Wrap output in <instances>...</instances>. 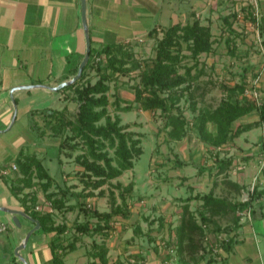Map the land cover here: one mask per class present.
<instances>
[{
  "label": "rangeland",
  "instance_id": "1",
  "mask_svg": "<svg viewBox=\"0 0 264 264\" xmlns=\"http://www.w3.org/2000/svg\"><path fill=\"white\" fill-rule=\"evenodd\" d=\"M233 9L230 3L225 5L223 11L218 12L223 15ZM261 9L264 13L262 5ZM212 15L211 25L217 37L216 52L203 54L197 66H192L194 60L185 58L178 67L180 74L185 73L187 67H194L192 73H196L199 68L203 67V74L194 83L193 93H191L193 96L190 97L187 91V95L177 104L190 120L198 114L199 110L215 108L226 98L236 100L242 99L243 95H246L251 97L250 99L257 98L259 103L264 101V52L260 49L259 42L251 32L245 31L243 23L235 22L232 31H230L225 29L222 16L217 21V15ZM162 36L160 34L159 37L149 38L141 44L133 46L135 59L127 61L123 66L131 70L128 73L117 72L110 81L109 111L112 118L115 119L119 114L121 125H125L126 131L131 132L132 137L140 141L138 145L143 149L140 156L134 157V167L112 179L110 184L107 183L102 188L92 190V188L86 187L84 182L88 180L89 172H85L84 166L78 161V156L86 153L85 147L80 146L71 157L64 154L62 167L57 160L58 141L51 145L47 153L43 155L46 157L45 164L50 168L52 175L54 174L56 177L54 189H59L55 186L56 184L69 189L65 206L54 212L56 224L66 225L68 228L64 232L67 244L75 238L77 225L89 219L85 217L78 202L82 201L86 207L109 211L112 209L114 198L116 203H122V196H120L122 189L116 186L117 183H121L123 186L132 185V190L129 193L126 192L129 215L127 217L119 215L113 221L120 222L119 226L124 229L123 235H120L121 240L126 239L131 242L132 239L133 242L134 240L142 242L141 238L144 237L146 240L144 242H147L151 247L160 245V249L169 252L171 243L177 240L176 229L180 224L184 205L187 203L190 205V211L200 222L202 212H207L206 214L209 216L211 214L202 207L204 201L201 198H195L196 195L202 196L213 191L215 196L228 198L232 201L246 200L254 185L257 184L260 188H264V124L257 123L259 119L257 113L247 118L238 119L234 123L235 129L243 123L252 126L216 150L192 128L180 140L170 137L165 128L166 115L160 113L162 110H144L140 103L135 101L136 85L140 74L143 68L146 69L147 65L152 63L156 56L158 40ZM134 61H136L135 64H133ZM89 77L95 82L99 76L96 70H91ZM241 83L245 88L244 94L239 90L232 94L229 88ZM184 86L186 85L184 84ZM116 98L121 100L120 107H126L128 103H131V110H121L115 102ZM193 102H195L196 111L193 110ZM76 110L77 104L73 103L71 111L75 113ZM172 110L176 113L178 109L173 108ZM209 128L216 131L214 123H211ZM106 149L110 156L115 158V147L107 144ZM220 158L233 160V164L224 173H218L216 167V161ZM178 161L184 164L189 162L185 166L184 164L179 166L177 165ZM114 163L117 164V161L115 160ZM231 181L244 184L245 188L238 191ZM37 189L40 191L39 193L44 194L39 187ZM101 190L103 193L99 194ZM89 191L94 192V195H77L81 192L87 194ZM261 202L263 203L264 199ZM72 205H74V209H67ZM235 216L233 213H228L213 217L216 223H209L205 227V235L199 238V242L204 247L201 249V253L202 250L208 251V247L213 249V253L220 249L219 241L227 236V233L222 229L230 230L234 224ZM21 220L23 226L21 224L17 228L18 239L26 231V223L24 224L26 220L24 217H21ZM90 221L95 223V218ZM217 225L221 228H217ZM140 230L144 235H140ZM39 232L45 236L43 231ZM5 233L0 235L3 240H6L4 238L7 237ZM146 233H150L154 241H150L146 237ZM9 236L12 237L11 234ZM157 240L160 243H157ZM85 242L89 244L87 239ZM173 247L176 251V246L173 245ZM15 249L13 243L0 244V264H23L21 259L15 255ZM25 251L22 250V254H25ZM114 263L122 264L124 262L116 260Z\"/></svg>",
  "mask_w": 264,
  "mask_h": 264
},
{
  "label": "crops",
  "instance_id": "2",
  "mask_svg": "<svg viewBox=\"0 0 264 264\" xmlns=\"http://www.w3.org/2000/svg\"><path fill=\"white\" fill-rule=\"evenodd\" d=\"M237 2L239 0H86L91 47L97 49L106 44L133 42L137 46L149 39L148 33L155 27L161 32L174 24H186L195 19L203 23L213 22L212 14L217 15L218 21L222 15L218 11H223L230 3L236 7ZM261 3L264 10V0ZM82 11V0H0V219L9 225L5 231L6 240L0 236L2 245L13 243L17 249L26 232L37 225L12 190L10 180L18 170L11 168L21 149L25 153H37L45 161L43 155L48 148L57 141L59 147L61 138L47 127L48 109L62 110L67 107V115L72 117L74 114L71 110L75 102L64 99L69 94L73 95L71 90L63 91L65 86L59 90L53 88L73 79L87 54ZM13 100L17 105L15 120ZM31 110H35L34 114L30 113ZM32 124L35 126L32 127ZM38 130L46 132L39 136ZM3 170H8L9 174L4 175ZM33 189L37 190L39 197L36 206L55 212L51 202L36 187L26 188L24 193ZM10 211L18 212L20 225L14 221L15 215ZM21 217L26 220V231L18 239L17 228L21 224L23 226ZM119 223L112 222V229L95 235L76 234L79 237L74 250L57 249L62 254L63 264H102L96 256L99 249L94 244L103 242L108 249L107 264H116V260L124 262L122 264H212L207 257H181L175 253V242L171 243L169 252L160 249V245L151 247L144 242V237L142 242L121 240L124 229ZM39 229L31 234L22 249L26 250L25 254L22 250L20 253L29 264H55L51 247L53 233H45L44 236ZM146 234L150 241H154L150 233ZM231 234H236L237 242L229 252L220 250L224 257L222 264H264L262 210L257 209L252 214L242 213ZM140 235H144L141 230ZM216 264H221V261Z\"/></svg>",
  "mask_w": 264,
  "mask_h": 264
},
{
  "label": "trees",
  "instance_id": "3",
  "mask_svg": "<svg viewBox=\"0 0 264 264\" xmlns=\"http://www.w3.org/2000/svg\"><path fill=\"white\" fill-rule=\"evenodd\" d=\"M221 16L225 29L232 31L237 19L236 12L230 11ZM261 25L264 35V15ZM160 34L163 36L158 40L156 56L146 69L143 68L140 74V79L136 85L135 101L140 103L144 110H162L160 113L166 115L165 128L170 137L180 140L192 128L200 133L208 145L217 150L239 136L243 131L250 129L252 125L248 123H243L238 125L236 129L234 128V123L243 116L257 113L259 116L257 123L264 124V101L259 103L257 98L250 99L251 97L246 95H243L242 99L236 100L226 98L217 107L199 110L193 119H188L177 104L187 95V91L190 97L193 96L191 93H193L194 83L203 74V67L199 68L196 73H192L194 67H187L183 74L178 72V67L185 58L194 60L192 66H197L203 54H211L216 51L217 37L213 32L211 22L203 23L200 19H195L186 24L177 23L164 28L161 32L155 27L149 31L148 36L151 39L159 37ZM135 44L136 42L106 44L97 49L92 46L90 59L84 67L81 77L63 88V91L71 90L73 93L72 96L68 95L64 99L72 100L77 104L76 112L70 117L67 115L69 112L67 107L62 110L48 109L47 111V127L55 136L61 138L57 150L59 165L61 167L63 165L64 154L71 157L80 146L85 147L86 153L79 155L78 161L84 166L85 172H89L88 180L84 182L85 186L92 188V190L102 188L107 183L110 184L112 179L122 175L125 170L133 168L134 157L143 153V149L138 145L140 141L134 139L131 132L126 131L125 125H121L119 114L113 119L109 111L110 81L117 72L128 73L131 70L123 66L127 61L135 59L133 50ZM135 63L136 61L133 62V64ZM91 70H96L99 76L95 82L89 77ZM231 88L229 89L232 94L236 90L244 94L245 88L242 83ZM120 101L119 98L115 100L118 105ZM131 106L132 104L128 103L126 107L119 105V108L130 111ZM173 108L178 109L176 113L172 112ZM193 110L196 111L195 102H193ZM34 112L35 110L30 111L31 114ZM211 123L216 125L215 132L209 128ZM33 126L35 125L32 124ZM45 132L38 130V135L43 136ZM107 144L115 147V158L110 156L106 149ZM115 160L117 164L114 163ZM15 161L18 173L10 180L12 190L15 195L20 197L25 212L39 220L41 224L39 230L44 233H53L51 238L53 260L55 264H63L62 254L58 253L57 249L61 247L67 251L74 250L79 235H76L70 243L65 245L64 232L68 229L67 226L56 224L53 211L36 210V205L39 203L36 189L26 193L24 190L39 187L45 198L51 202L52 208L61 210L65 206L69 189L60 184L55 185L59 187L58 190L54 189L53 185L56 178L50 173L43 158L37 153H25L24 149H21ZM183 164L181 161L177 162L179 166ZM232 164V159H218L216 161L218 173H224ZM231 184L238 191L245 188L244 184L232 181ZM116 186L122 189L120 191L122 203H116L114 198L112 209L109 211L86 207L82 201L78 202L85 217L89 219L77 225L76 234L95 235L102 233L113 228L112 222L116 220L117 216L127 217L129 215L126 192L129 193L132 190V185L123 186L121 183H117ZM102 193L101 190L99 194ZM20 194L23 195L20 196ZM77 195L93 196L94 192L89 191L87 194L81 192ZM195 198H201L204 201L202 207L211 214L209 216L206 214L207 212H202L200 222L195 214L190 211V205L188 203L184 205L180 224L176 229L177 240L173 244L176 246L175 253L181 257L188 256L194 259L199 256L207 257L209 263L216 264L221 261L222 264L224 257L221 251H231L233 244L237 242L236 234L232 235L231 233L239 224L240 213L251 212L252 214L260 209L264 215V202H261L264 199V188H260L257 184L254 185L246 200L232 201L228 198L215 196L213 191L202 196L196 195ZM74 208V205L67 207V209ZM228 213L236 215L235 221L230 230L222 229L227 233V236L219 241L220 249L213 253V249L208 247V251L202 250L201 253V249L204 247L199 242V238L205 235V227L211 222L216 223L213 219L214 216L227 215ZM94 218L95 223L90 221ZM217 228L221 227L217 225ZM105 234L108 235V232ZM94 246L99 249L96 256L102 264H107L109 258L107 257L108 249L105 242L95 243Z\"/></svg>",
  "mask_w": 264,
  "mask_h": 264
},
{
  "label": "built area",
  "instance_id": "4",
  "mask_svg": "<svg viewBox=\"0 0 264 264\" xmlns=\"http://www.w3.org/2000/svg\"><path fill=\"white\" fill-rule=\"evenodd\" d=\"M261 5V0H239V2H237V6L235 5L236 7H233L234 9L231 12H236V22L244 24L246 29L245 31L252 33L253 37L259 42L261 46L260 49L264 52V35L262 33L261 25L262 16L264 13L261 9ZM11 170H18L16 163L12 164ZM2 173L7 175L9 174V171L3 170ZM42 209V207L36 206V210ZM8 228V223L0 219V234L7 231ZM171 252H173V249H171Z\"/></svg>",
  "mask_w": 264,
  "mask_h": 264
},
{
  "label": "water",
  "instance_id": "5",
  "mask_svg": "<svg viewBox=\"0 0 264 264\" xmlns=\"http://www.w3.org/2000/svg\"><path fill=\"white\" fill-rule=\"evenodd\" d=\"M82 7H83V11H82V12H83V23H84V26H85V29H86V33H87V44H88L87 54H86L84 60L82 61L81 65H80V67H79V71H78L77 75H76L73 79H71V80L68 81V82H65L64 84L60 85L59 87L53 88V89H55V90H59V89H61L62 87L66 86V85H69V84H72V83H74L77 79H79V78L81 77L82 73H83L84 67L86 66V64L88 63L89 58H90L91 39H90L89 29H88V25H87V17H86V0H82ZM13 102H14V100H13ZM14 103H15V102H14ZM14 105H15V115H14V119H13V120H15V118H16V111H17V105H16V103H15ZM10 212H12V213L15 215V216H14V221H15L18 225H20V221H19V219H18V217H17L18 212H17V211H10ZM25 214H26V213H25ZM30 217H31V216H30ZM31 219H34V221L36 222L37 225H36V227H35L34 229H32V230L26 235V237H25L24 241L22 242V244H21L19 247H17V249H16V255L21 259V261H22L24 264H29V263H28V262L26 261V259L22 256V254L20 253V250H22V249H24V248L26 247L27 242H28V240H29L31 234H32L36 229H39L40 226H41L39 220H37V219H35V218H33V217H31Z\"/></svg>",
  "mask_w": 264,
  "mask_h": 264
}]
</instances>
